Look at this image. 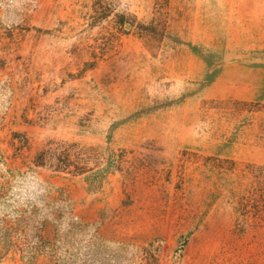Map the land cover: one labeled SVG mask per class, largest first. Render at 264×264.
<instances>
[{
	"label": "rangeland",
	"instance_id": "rangeland-1",
	"mask_svg": "<svg viewBox=\"0 0 264 264\" xmlns=\"http://www.w3.org/2000/svg\"><path fill=\"white\" fill-rule=\"evenodd\" d=\"M260 165L264 0H0V264H264Z\"/></svg>",
	"mask_w": 264,
	"mask_h": 264
},
{
	"label": "trees",
	"instance_id": "trees-1",
	"mask_svg": "<svg viewBox=\"0 0 264 264\" xmlns=\"http://www.w3.org/2000/svg\"><path fill=\"white\" fill-rule=\"evenodd\" d=\"M36 162V164H43V160L42 161H35ZM255 173H257L258 175H260V174H263L264 173V165H260V166H257V168L255 169ZM40 197H45V198H47L46 196H45V194H41V195H39ZM252 199V198H251ZM254 201V200H253ZM251 208H253V206L251 207ZM255 210H256V212H262L263 210L262 209H260V207H258V205L256 206V208H255ZM259 213V214H260ZM37 221H40L41 223H43L42 222V220H37ZM50 221V222H49ZM49 221H45L44 220V226H45V228H48V223H52L53 222V220L51 219H49ZM40 224V223H39ZM52 229H60V230H63V228H62V226H60V224H54V223H52ZM50 227V226H49ZM60 234H61V232H58V235L60 236ZM40 238V242L41 243H43V242H47L46 244H52V245H54V243H53V239L52 238H48V237H43V236H39Z\"/></svg>",
	"mask_w": 264,
	"mask_h": 264
},
{
	"label": "water",
	"instance_id": "water-1",
	"mask_svg": "<svg viewBox=\"0 0 264 264\" xmlns=\"http://www.w3.org/2000/svg\"><path fill=\"white\" fill-rule=\"evenodd\" d=\"M130 25L128 24L127 27H129Z\"/></svg>",
	"mask_w": 264,
	"mask_h": 264
}]
</instances>
